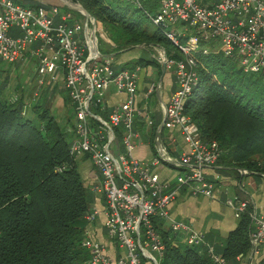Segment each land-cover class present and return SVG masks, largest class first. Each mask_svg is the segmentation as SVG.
Instances as JSON below:
<instances>
[{"label": "built area", "instance_id": "built-area-1", "mask_svg": "<svg viewBox=\"0 0 264 264\" xmlns=\"http://www.w3.org/2000/svg\"><path fill=\"white\" fill-rule=\"evenodd\" d=\"M50 6L51 11L44 4L22 6L14 0H0V61L34 58L38 85L46 78L51 82L61 78L67 91L73 111L69 155L74 161L87 157L97 172L88 188L105 200L101 208L91 206L87 224L103 214L107 238L123 250L118 256H110L103 242L86 234L81 241V247L89 253L86 263L162 264L165 244L158 227L161 223L160 227L173 234V246L183 243L203 247L214 261L227 264L215 252L214 244L206 241L204 232L170 216V204L184 188L192 195L210 199L224 193V203L233 209L236 218L248 215L250 264L264 243V214L257 211L244 182L237 183L238 190L247 194L242 199L220 186V174L208 175L207 169L218 165L221 149L216 140L202 138L198 125L185 112V102L198 82V68L202 66L198 53H221L238 61L245 72L264 71V0H162L159 9L148 14L174 50L167 51L158 44L142 47L157 49L158 62L165 63L175 79L173 92L159 107L162 119L152 135L157 153L149 162L133 155L131 142L140 137L132 129L135 117L151 123L148 106L136 102L141 67L116 69L110 56H101L95 18H86L63 4ZM60 8V21L55 23ZM76 13L84 17L83 24L75 18ZM177 23L183 24L184 30L170 29ZM177 53L182 56L178 58ZM112 87L125 97L107 111L105 99ZM160 87V82H150L144 100ZM120 124L126 131L122 137L124 151L114 154L110 146ZM173 129L179 130L187 148L178 155L163 142V130ZM163 164L179 170L172 187L157 172ZM64 168L62 164L56 170ZM237 172L240 176L258 175L264 181L262 172L246 168H238Z\"/></svg>", "mask_w": 264, "mask_h": 264}, {"label": "trees", "instance_id": "trees-1", "mask_svg": "<svg viewBox=\"0 0 264 264\" xmlns=\"http://www.w3.org/2000/svg\"><path fill=\"white\" fill-rule=\"evenodd\" d=\"M30 1L31 6L43 5ZM72 1L112 32L113 51L150 44L173 47L139 0ZM198 57L202 66L185 112L204 140L218 142V164L264 173V71L245 72L221 53H198ZM133 63L147 66L150 60L140 56ZM5 64L0 61V70ZM5 79L0 81V264H87L89 253L81 241L93 197L69 155L72 133L50 110L54 92H44L28 105L22 96L4 97ZM50 83L46 78L38 88ZM64 101L72 111L67 94ZM62 164L65 168L57 171ZM160 225L165 244L162 264H219L203 247L173 246V234ZM248 226V215L243 213L222 248L215 249L226 263L237 255L248 256ZM252 264H264V255L253 257Z\"/></svg>", "mask_w": 264, "mask_h": 264}, {"label": "crops", "instance_id": "crops-1", "mask_svg": "<svg viewBox=\"0 0 264 264\" xmlns=\"http://www.w3.org/2000/svg\"><path fill=\"white\" fill-rule=\"evenodd\" d=\"M37 1L41 2L42 0ZM41 3L46 4L44 2ZM106 40L114 45V43L110 41L109 38H106ZM135 47H137V50L131 51L129 49L130 51L121 50L122 52L120 53L113 51L105 54H110L113 63L115 65L120 64V68L132 69L135 66H140L138 64L134 65V63L132 65L131 63L142 56V53L144 51L143 47ZM124 53L127 55H125ZM148 60H150L149 65L141 66V69L138 73V89L136 92V102L138 105L146 104L149 108L155 110L158 109L160 111V105L167 102L169 96L175 88V79L172 73L173 71L170 72L169 70L165 69L164 72H162V65L159 62H157V64H151V60H153V57L152 59L149 58ZM170 81H172L171 84ZM150 82H160L161 87L157 89L152 96L144 100V95ZM124 97L125 94L123 92H117L114 87L110 88L105 99L106 107L108 109L107 111H110L111 106H113L114 104L121 102ZM107 111L102 112L104 117H107ZM137 126L139 127V125ZM157 126L159 125H156V127ZM155 129L156 128L154 127L152 130H149V134L143 133L138 139H134L137 144H134L132 153L136 158L149 162L156 156L157 151L154 147V142L151 137V132H155ZM138 133L140 134V132ZM162 134L165 135L166 138L171 139L163 140V142L173 154L178 155L180 152L187 150L185 141L183 140V137L178 129L166 130V132L165 130H163ZM143 136L145 137V139L142 138ZM75 164L80 175L83 179L87 180V182H92L96 178L97 172L93 171V166L91 165L87 157H80L76 159ZM158 170L159 168L157 169V172L159 174ZM232 170L233 169L231 168L223 167L218 164L213 168L207 169V173L209 176H212L214 173L220 174V176L223 178V184L221 183V187L227 188L229 195H237L242 199L246 198L247 194L241 193L238 190L237 183L238 181H242L247 184L245 186L253 196L257 211L261 214H264V181L260 180V182L259 178H257L260 177L258 175L240 176L237 172V169H234V175L231 174V172H226ZM160 177L161 179L168 180L170 186H173L175 178L170 180L169 178L164 176L162 177L161 175ZM260 179L262 178L260 177ZM260 184L262 185L259 186ZM226 196V194L219 192L216 199H210L201 195H192L186 189L182 188L176 199L170 204V216L175 220L186 222L194 229L204 232L206 241L210 244H214L215 249L219 251L223 246L228 232L234 229L238 222V218L234 216L233 209L225 205L224 203ZM92 205L101 208L103 204L100 201L98 202V200L96 199L95 203L92 201ZM102 224L103 214H100L93 223L87 224L85 235L87 234L88 236H91L103 242L106 247V252L110 256L114 257L120 255L121 253H123V250L107 238L105 229ZM261 247V253L262 255H264V243L261 245ZM245 261L247 262L245 258H240L234 259L227 264H247ZM250 264H252V261Z\"/></svg>", "mask_w": 264, "mask_h": 264}, {"label": "rangeland", "instance_id": "rangeland-1", "mask_svg": "<svg viewBox=\"0 0 264 264\" xmlns=\"http://www.w3.org/2000/svg\"><path fill=\"white\" fill-rule=\"evenodd\" d=\"M14 1L16 3L22 5V6H31L34 3L30 0H14ZM41 2L46 3L44 5L46 6V8L49 11H51V6H50L51 4H61L62 5V2L60 0H42ZM139 2L142 4V6L146 10L153 13L159 9L162 0H139ZM61 14H62V8H60L59 14L55 17V23H58L60 21V15ZM75 18L77 19V21L79 23H81V24L84 23L85 19L82 15L77 14L75 16ZM98 23H99V25H97L98 29L96 32L97 39H98V48L101 51H103L104 53H107V51L113 52V48H114L113 44H111L110 42H108L106 40V38L110 39L109 36L111 35L112 32H109L108 29H106L100 21H98ZM170 29L174 30V31H182V30H184V26L181 23H177V24L171 25ZM110 41H111V39H110ZM109 43H110V45H109ZM165 49L167 51H168V49L174 50L173 47H168V49L166 47ZM121 50H124V51L125 50H127V51L131 50L132 51V50H137V47H134L133 49L131 48L130 50L128 48L127 49L124 48V49H120L119 51H116V52L120 53V52H122ZM143 50L144 51L142 53V56L145 59H149V58L152 59L151 55H154L153 60L154 61L157 60V62H158L159 53H158L157 49L147 47ZM125 53H127V52H125ZM125 55H127V54H125ZM152 63L155 64L154 62H151V64ZM131 64L133 65V62ZM238 64H239V62H238ZM114 66L116 69H120V67H121L120 64H118V65L114 64ZM141 66H143V65H140V67ZM169 71L172 72L171 70H169ZM3 77L6 78L5 79V81H6L5 87L3 88L4 97H6L7 99L9 98L11 100H14L17 97V95L22 96L24 101L28 105L33 104L35 101H37L39 99V97L42 96V94H44V92H49L50 90H52L54 93H53V95H51L53 97H52L51 103H50V110L55 115L58 123L64 129H66L68 132H71V128L73 125V116L70 115V112H73V111L69 110V104H67L64 101V96H66L67 91L63 86V82H62L61 78H57L54 82H51L46 87L38 88V83H37L38 76L35 72V59L34 58H32V59L26 58L22 62L18 61V62L5 64V66H3V69L0 70V81L2 80ZM171 83H172V81H170V84ZM148 110H149V115L151 117V123L143 122L142 119H138L136 117L133 120L132 129L134 132H136L138 130V132H140V136L143 133L149 134V130H152L154 127L156 128V125H159L161 123L162 115H161L160 111L158 109L155 110V109H151L149 107H148ZM72 115H73V113H72ZM137 125H139V127ZM165 132H166V130H165ZM125 133H126L125 127L122 124H120L118 127L115 128V140L112 143V145L110 146L111 151L114 154H118V153H121L124 151L123 144H122V137ZM152 135H153V133L151 132V137H152ZM142 138L145 139L144 136ZM163 138H164V140H171L170 138H166L165 135H163ZM131 142L134 144H137L134 140H131ZM258 156L259 155H256V157H258ZM259 162H261V164L263 163L261 159L259 160ZM93 171L96 172V169L93 168ZM158 171L162 177L163 176L167 177L170 180L174 179L179 172L178 169L172 168V167L165 165V164L160 165ZM220 171H223V170H220ZM233 171L234 170L226 171V172H231V174H233L234 173ZM257 178H259V181L262 180V179H260V177H257ZM222 179L219 181L220 186H222L221 185ZM83 180L86 183V185L89 184V182H90V181L87 182V180H85V179H83ZM94 182H96V181H94ZM261 185L262 184H260L259 186H261ZM87 187H88V185H87ZM87 190L90 193V195L93 197L92 201L94 203H95L96 199H98V202L100 201V202H102V204H104L105 200H104L103 196L100 199V198H98L97 195L93 194L90 189H87ZM91 206H92V204L90 205V208H91ZM90 208H89V210H90ZM261 249H262V247H260V253H261ZM241 258H244V257L241 256ZM248 258H249V253H248V256L245 258V260H247V262L245 261L247 264L249 262Z\"/></svg>", "mask_w": 264, "mask_h": 264}, {"label": "water", "instance_id": "water-1", "mask_svg": "<svg viewBox=\"0 0 264 264\" xmlns=\"http://www.w3.org/2000/svg\"><path fill=\"white\" fill-rule=\"evenodd\" d=\"M62 4L70 9L80 11L84 14L86 18L90 16L89 12L78 2H74L72 0H60ZM94 51H96V48H93ZM101 56H110V54H101ZM165 70V63H162V72ZM162 127V126H161ZM161 130V128H160ZM160 130L156 131V135L160 134Z\"/></svg>", "mask_w": 264, "mask_h": 264}]
</instances>
